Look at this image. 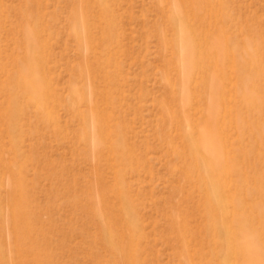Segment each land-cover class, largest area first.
I'll use <instances>...</instances> for the list:
<instances>
[{
    "label": "rangeland",
    "instance_id": "374dc122",
    "mask_svg": "<svg viewBox=\"0 0 264 264\" xmlns=\"http://www.w3.org/2000/svg\"><path fill=\"white\" fill-rule=\"evenodd\" d=\"M208 1L0 0V264H241L211 241L184 140L202 145L209 79L185 104V23L227 39L211 218L264 245V121L245 103L264 98V0Z\"/></svg>",
    "mask_w": 264,
    "mask_h": 264
},
{
    "label": "bare ground",
    "instance_id": "6f19581e",
    "mask_svg": "<svg viewBox=\"0 0 264 264\" xmlns=\"http://www.w3.org/2000/svg\"><path fill=\"white\" fill-rule=\"evenodd\" d=\"M208 3V0H190L189 6L196 13H200L208 7L211 11V6ZM180 5L178 4V6ZM181 17L183 19V13ZM181 40V64L186 86L185 104L189 102L191 95L189 86L191 82L193 83L196 75L205 74L206 78H209L202 85L208 96V107L205 116L207 127L201 137L202 145L199 147L188 138H184V140L189 146L188 157L194 164V171L197 175L195 176L199 178L204 187V190L200 193L202 201L200 207L206 214V225L212 232L211 241L213 245L222 247L226 252L229 243L234 240V246L231 250L234 255L241 259V264H264V245L255 235L239 230V223H236L237 230L235 233H231L226 226L215 225L211 218L214 207L225 204L226 191L224 187L225 181L227 182V172L221 158L222 151H227V149L219 141V138L223 137L221 125L227 123L224 114L226 111V78L223 74V69L227 65V39L223 31L206 34L202 30L200 32L195 31L185 23ZM250 99L245 103L249 107L258 110L259 123L262 124L264 116L260 115L261 113L264 114V98L254 96L253 99ZM259 140L263 142L262 138ZM19 220V214L12 213L10 215V224L13 226L14 234L15 228L20 225L19 222L21 221ZM172 225L174 230L179 232L180 228L175 220ZM219 264H227V257L221 258Z\"/></svg>",
    "mask_w": 264,
    "mask_h": 264
}]
</instances>
